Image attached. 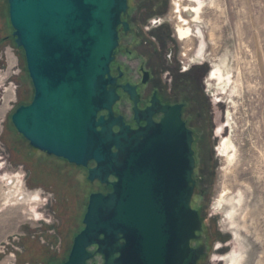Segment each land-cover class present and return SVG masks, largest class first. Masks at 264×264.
<instances>
[{
  "label": "water",
  "instance_id": "1",
  "mask_svg": "<svg viewBox=\"0 0 264 264\" xmlns=\"http://www.w3.org/2000/svg\"><path fill=\"white\" fill-rule=\"evenodd\" d=\"M7 3L34 89L31 101L11 114L15 129L32 147L69 163L86 167L93 160L88 180L115 177L112 192L89 194L84 226L57 264H86L93 244L103 264H197L206 243L200 213L191 206L195 158L180 105L161 107L158 122L148 108L146 124L136 129L113 115L119 95L110 62L117 25L127 26L120 18L128 0ZM120 87L136 104L134 87Z\"/></svg>",
  "mask_w": 264,
  "mask_h": 264
},
{
  "label": "rangeland",
  "instance_id": "2",
  "mask_svg": "<svg viewBox=\"0 0 264 264\" xmlns=\"http://www.w3.org/2000/svg\"><path fill=\"white\" fill-rule=\"evenodd\" d=\"M195 1L191 8L207 2L201 24L208 71H221V79L204 78L217 165L211 179L197 172L191 201L206 243L198 264H264V0ZM132 3L138 15L163 9L159 15L178 58L186 45L173 32L172 0ZM12 31L7 0H0V264H57L67 257L88 196L99 185L84 168L32 147L12 124V112L34 92ZM201 165L210 168L205 157Z\"/></svg>",
  "mask_w": 264,
  "mask_h": 264
},
{
  "label": "flooded vegetation",
  "instance_id": "3",
  "mask_svg": "<svg viewBox=\"0 0 264 264\" xmlns=\"http://www.w3.org/2000/svg\"><path fill=\"white\" fill-rule=\"evenodd\" d=\"M186 1L189 2V5L185 6L184 11L192 12V19L189 23L195 29L193 30L194 36L201 38L199 52L204 57L203 62L183 70L180 66V56L176 57L178 46L171 39L173 34L170 30L165 31V28H168L167 23L163 22L157 26L148 25L149 20L154 16H160L159 14L163 12V9H151L138 15L135 12L138 4L136 3L134 6L132 0H128L127 11L121 14L120 18L122 22L127 23V26L123 23L117 25L118 44L110 62V75L115 78L112 86L116 87L119 95L118 100L112 106L113 115H121L124 123L133 129L146 124L142 116L148 112V108L152 109L151 118L158 122L164 116L161 107L180 105V117L192 134V149L195 158L192 177L195 180V191L200 182L197 178V172H204L211 179L217 165V162L213 160L215 143L217 142L214 132L215 120L209 99L205 93L204 78L206 76L211 81L212 78H215L216 70L219 69L217 68L212 72L211 67V70L208 71V65L206 64L207 58L204 45L207 41L201 24V9L207 5V2L200 3L198 9V7L191 8L192 5L196 4L195 0ZM182 11L181 9L180 17H182ZM168 20H170V17ZM181 37L185 38L186 36L182 35ZM167 39L170 42H167ZM181 46L183 48V45ZM125 63L129 65L130 71H126ZM123 84L134 87L136 104L130 95L120 87ZM134 107L139 112L137 116ZM107 113V110H101L98 115L102 114L106 117ZM113 130L117 131L118 126H113ZM112 149L114 150V148ZM203 157L209 162L210 168L205 169L202 167L201 158ZM94 165L95 162L90 160L86 167H80L87 172V169ZM108 180L110 183H101L97 179L92 180V182L99 185L96 192L103 194L112 192L111 182L115 180V177L109 175ZM102 236L100 235V237ZM194 244L195 240H191L190 245L193 246ZM97 248L96 244L88 247L92 255L86 260V264H103V254L98 252ZM114 255L117 256L118 253H114Z\"/></svg>",
  "mask_w": 264,
  "mask_h": 264
},
{
  "label": "bare ground",
  "instance_id": "4",
  "mask_svg": "<svg viewBox=\"0 0 264 264\" xmlns=\"http://www.w3.org/2000/svg\"><path fill=\"white\" fill-rule=\"evenodd\" d=\"M182 0H172V15L175 19V23L179 26V34L177 36V39L183 41L186 45V49H191L194 48V55L200 60V63L203 62L204 57L200 54L199 52V37H195L193 30V26L189 23V21L192 19V15L190 11L186 10L184 11L185 6L181 4ZM212 1V0H211ZM212 3L209 2V5ZM182 11V17H180V11ZM199 9V7H198ZM183 13L186 14L187 17H184ZM188 30V31H187ZM185 35V38H182L181 36ZM192 39H195V42L192 43ZM196 44V45H195ZM215 79H221V72L220 70H216L214 74ZM226 142V141H225ZM228 143H225V148H227ZM242 185V183H240ZM243 186V185H242Z\"/></svg>",
  "mask_w": 264,
  "mask_h": 264
},
{
  "label": "built area",
  "instance_id": "5",
  "mask_svg": "<svg viewBox=\"0 0 264 264\" xmlns=\"http://www.w3.org/2000/svg\"><path fill=\"white\" fill-rule=\"evenodd\" d=\"M165 20L166 19L163 16H154L149 20L148 25L157 26L165 22ZM172 28H173L174 35L177 37L179 34V26L176 23H174ZM179 56H180L179 57L180 66L183 70H187L194 64L200 63V60L194 55V48L182 50Z\"/></svg>",
  "mask_w": 264,
  "mask_h": 264
},
{
  "label": "trees",
  "instance_id": "6",
  "mask_svg": "<svg viewBox=\"0 0 264 264\" xmlns=\"http://www.w3.org/2000/svg\"><path fill=\"white\" fill-rule=\"evenodd\" d=\"M19 105H21V104H19Z\"/></svg>",
  "mask_w": 264,
  "mask_h": 264
}]
</instances>
